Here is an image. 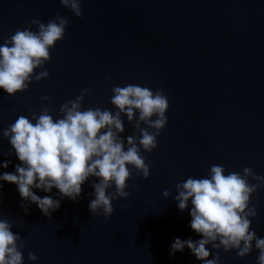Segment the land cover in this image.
Segmentation results:
<instances>
[{"label":"water","instance_id":"95a60500","mask_svg":"<svg viewBox=\"0 0 264 264\" xmlns=\"http://www.w3.org/2000/svg\"><path fill=\"white\" fill-rule=\"evenodd\" d=\"M81 9L77 18L59 0H0V45L17 29L37 31L33 19L69 20L64 39L50 49L49 77L33 78L27 91L14 96L0 89V165L9 162L0 175L21 164L3 137L20 115L31 119L32 112L50 107L60 118V106L83 89L90 90L83 109L115 113L112 88L128 84L161 90L169 101L158 147L142 151L150 175L133 173L129 198L112 202L108 220L89 211L91 185L99 182L94 177L75 202L56 188H33L41 198L60 199L51 219L23 200L16 184L0 180V218L25 241L23 264H203L188 248L169 255L176 238H202L190 227L191 203L183 213L177 207L176 184L207 177L214 164L225 174L250 167L264 175V0H81ZM43 96L51 98L42 102ZM122 119L123 137L139 135ZM21 204H28L27 214ZM249 206L257 211L250 230L264 238V187ZM206 247L213 258L217 250ZM29 252L38 259L28 260ZM219 252L220 264H257L259 254L254 242L244 258L235 250Z\"/></svg>","mask_w":264,"mask_h":264},{"label":"clouds","instance_id":"9594fccd","mask_svg":"<svg viewBox=\"0 0 264 264\" xmlns=\"http://www.w3.org/2000/svg\"><path fill=\"white\" fill-rule=\"evenodd\" d=\"M59 3L77 18L82 17L81 0ZM30 25L36 26L37 31L31 27L17 29L0 45V89L9 96L27 91L33 78L39 82L49 77L45 64L51 60L50 49L64 39L69 20L57 15L47 23L33 19ZM37 69L41 70L37 73ZM89 91L83 89L74 100L63 103L58 112L60 118H53L52 108L42 107L39 115L32 112L31 119L20 115L3 131L23 166L17 164L15 173L5 172L0 180L16 184L22 199L36 204L49 219L60 208V199L47 195L41 198L33 188L49 193L56 188L61 198L75 202L82 185L94 177L99 182L91 185L95 198L88 205L89 211L93 215L102 212L108 220L114 212L112 202L129 198L127 181L133 173L143 179L149 177L151 164L142 151L151 153L158 147L157 137L168 123L169 101L161 90L133 84L114 86L110 102L117 109L115 113L99 107L83 109L82 101ZM50 98L43 96L41 101ZM122 115L139 135H121L125 132ZM8 165L4 162L0 166ZM225 173L222 165L214 164L207 177H188L176 184L177 207L183 213L191 203L190 227L202 238H176L170 245V256L188 248L203 264H220V249L235 250L239 258H244L253 251L254 242L259 253L257 264H264V238L250 230L257 216L256 207L249 206L251 197L264 187V175L255 174L250 167H245L243 174ZM250 179L255 183H250ZM113 187L115 190L109 192ZM162 195L168 198L171 192L165 189ZM21 207L27 214L28 204ZM13 227L10 221L0 218V264H23L25 241L11 231ZM207 245L217 250L211 259ZM37 259L34 253H28V260Z\"/></svg>","mask_w":264,"mask_h":264}]
</instances>
